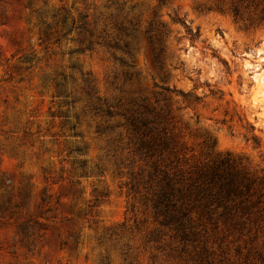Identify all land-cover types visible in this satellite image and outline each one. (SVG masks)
<instances>
[{
    "label": "rangeland",
    "instance_id": "obj_1",
    "mask_svg": "<svg viewBox=\"0 0 264 264\" xmlns=\"http://www.w3.org/2000/svg\"><path fill=\"white\" fill-rule=\"evenodd\" d=\"M250 2L0 0V264H264V230L255 252L242 255L235 243L224 252L217 243L206 253L184 249L158 230L129 194L126 170L114 172L127 162L112 152L115 135H96L105 119L89 94L112 99L121 68L105 49L85 48L89 31L137 24L131 61L140 76L126 91H150L159 77L145 30H160L167 84L201 97L181 110L174 97L177 116L191 133L209 135L216 152L260 171L264 25L253 23ZM252 133L258 148L247 141Z\"/></svg>",
    "mask_w": 264,
    "mask_h": 264
},
{
    "label": "trees",
    "instance_id": "obj_2",
    "mask_svg": "<svg viewBox=\"0 0 264 264\" xmlns=\"http://www.w3.org/2000/svg\"><path fill=\"white\" fill-rule=\"evenodd\" d=\"M249 6L254 14L253 23L264 25V1L251 0ZM137 30V24L129 27L120 23L115 32L103 30L95 36L89 31L85 46L105 49L121 68L111 82L117 92L112 99L99 96L96 90L89 94L92 110L105 119L96 128V135L114 134L113 154H127L126 163L115 162V174L122 175V168L126 170L129 194L152 212L158 230L162 234L171 232L184 249L190 244L200 246V252L206 253L209 243H217L218 250L224 252L235 243L234 248L241 255L243 250L248 254L255 252L264 230V165L260 171H253L243 158L216 152L209 135L191 133L177 116L174 97L183 105L177 110L199 104L201 97L167 84L169 75L160 59L161 31L152 26L145 34L159 81L152 78L150 91H126V86L133 87V81L140 76L131 61ZM75 128L73 124L69 129ZM248 140L255 148L260 146L255 134ZM82 150L76 149L78 153ZM85 167L82 161L80 168ZM103 171L102 166L97 167L100 175ZM244 259L246 264H252Z\"/></svg>",
    "mask_w": 264,
    "mask_h": 264
}]
</instances>
